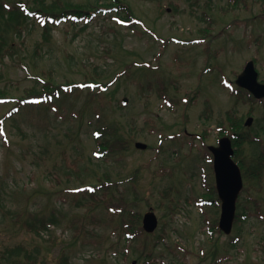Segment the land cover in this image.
<instances>
[{
  "label": "rangeland",
  "instance_id": "374dc122",
  "mask_svg": "<svg viewBox=\"0 0 264 264\" xmlns=\"http://www.w3.org/2000/svg\"><path fill=\"white\" fill-rule=\"evenodd\" d=\"M124 2L136 25L95 10L86 22L53 26L47 41L28 17L14 55L0 62V88L15 98L0 100V255L23 245L38 264H264V171L261 180L243 178L239 197L240 207L254 199L261 215L251 208L230 234L209 228L220 206L200 201L214 185L207 145L228 125L227 110L253 118L246 159L264 147V103L235 105L231 93L247 60L264 81V0ZM91 76L106 86L84 85ZM45 81L60 90L47 99L27 94ZM108 125L126 149L98 152L95 130ZM106 178L116 187L102 202L79 188L94 185L97 194ZM120 202L141 216L151 208L156 230L120 231ZM32 213L55 223L28 232L16 218Z\"/></svg>",
  "mask_w": 264,
  "mask_h": 264
},
{
  "label": "trees",
  "instance_id": "16d2710c",
  "mask_svg": "<svg viewBox=\"0 0 264 264\" xmlns=\"http://www.w3.org/2000/svg\"><path fill=\"white\" fill-rule=\"evenodd\" d=\"M98 2L101 0H97ZM125 0H107L94 5L82 6L80 4H69L64 1L60 3V0H53L51 2H45L44 0H38L37 3L29 5L24 0H0V62L4 61L7 56L14 55L15 38L22 35V27L28 21V17L32 16L34 19L41 24L43 38L47 41L51 35V28L56 25L57 20H67L69 21L72 17H90L92 12L101 8H115L116 14H118L124 21L128 23V26L134 25V14L131 8L124 2ZM236 0H234L235 2ZM107 2V3H106ZM93 9V10H91ZM91 10V11H90ZM84 83H92L105 87L106 84L100 83L93 76L86 78ZM230 82L225 80L223 85L229 86ZM60 90V85H52L50 81H45L41 86L40 90L36 88L27 89V94L30 96L45 95L44 97L51 96L54 92ZM231 93L236 97L235 105L238 101L247 102L253 105L256 102L264 103V99L256 100L249 92L243 88L234 87L231 89ZM5 91L0 88V98H4ZM166 96V95H163ZM169 101V100H167ZM122 104V102H121ZM236 109H229L226 111V118L228 120V125L220 127V135L227 134L232 139V144L234 147V160L239 164L242 175L245 179L261 180V174L264 171V147L262 152L252 160L248 161L245 157L244 144L246 142L256 141L249 134V128H245L242 122V117H238L235 113ZM222 126V125H221ZM95 140L98 152L101 154L105 151L116 152L122 149H126L129 145V141L122 138L118 129L115 126H102L95 130ZM101 136V137H99ZM211 162V157H209ZM134 179V176H132ZM116 182H112L107 178L100 180L97 184L101 190L97 194H92L94 192V185L80 186V190L87 189L91 199L94 201L102 202L106 198L105 192L116 187ZM115 185V186H113ZM113 186V187H111ZM97 187V188H98ZM103 192V197L96 199L100 193ZM88 193V192H87ZM201 200H206L205 202H210L211 204H219V200L216 197V191L214 185H208L206 193L203 194ZM239 203V201H238ZM116 207L118 211V225L120 231L126 232L127 234H144L145 233L140 225L141 215L140 213L133 211L132 209L126 210L124 202L118 203ZM240 207V204H238ZM256 207L258 209V203L251 198L247 199V203L240 207L237 211L235 217V224L238 221H245L250 217L252 213L251 208ZM110 213L114 212L111 206H107ZM256 214L260 216L259 209L255 210ZM127 214V216H125ZM30 219L24 218V216H18L16 221L20 223L21 227L25 228L28 232L39 234L42 231H46L50 228L51 224L55 223L54 218H46L44 216H37L35 214H29ZM216 219L211 223L210 229L217 227L215 225ZM230 241L231 244L234 242ZM10 254L0 255V264H38L37 257L31 252L27 251L23 245H16L11 248H7ZM150 253V252H148ZM24 255V257H22ZM114 264H119L117 259L114 260ZM144 264H165L158 263L156 261L144 262Z\"/></svg>",
  "mask_w": 264,
  "mask_h": 264
},
{
  "label": "water",
  "instance_id": "95a60500",
  "mask_svg": "<svg viewBox=\"0 0 264 264\" xmlns=\"http://www.w3.org/2000/svg\"><path fill=\"white\" fill-rule=\"evenodd\" d=\"M235 83L246 89L255 98H264V82L258 80V72L253 60L246 62L242 71L237 75ZM123 100L126 101L125 98ZM251 122L252 117H248L244 124L248 126ZM134 146L145 149L147 145L136 141ZM208 149L213 156L215 187L220 199L218 227L225 234H229L235 218L236 199L243 186L242 175L238 164L232 157L234 149L228 136L219 138L217 145H210ZM157 224V217L150 208L142 216V227L150 233L156 229Z\"/></svg>",
  "mask_w": 264,
  "mask_h": 264
}]
</instances>
